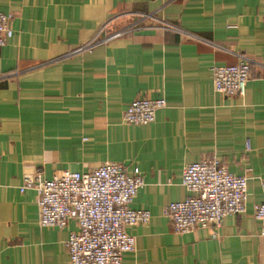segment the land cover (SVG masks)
I'll list each match as a JSON object with an SVG mask.
<instances>
[{
  "label": "crops",
  "instance_id": "1",
  "mask_svg": "<svg viewBox=\"0 0 264 264\" xmlns=\"http://www.w3.org/2000/svg\"><path fill=\"white\" fill-rule=\"evenodd\" d=\"M13 36L0 46V264H70L77 230L41 227L25 176L138 168L144 185L122 264H264L253 205L264 182V0H0ZM250 70L242 95L214 91L212 68ZM166 100L153 122L122 120L138 98ZM217 157L248 180L246 211L176 233L165 206L184 199L183 168ZM215 237H212V234Z\"/></svg>",
  "mask_w": 264,
  "mask_h": 264
},
{
  "label": "built area",
  "instance_id": "2",
  "mask_svg": "<svg viewBox=\"0 0 264 264\" xmlns=\"http://www.w3.org/2000/svg\"><path fill=\"white\" fill-rule=\"evenodd\" d=\"M11 19V14L0 12V46L13 36ZM249 70L244 57L237 64L214 66V91L242 95ZM164 107L163 97L138 98L129 103L122 120L147 125ZM249 179L230 173L217 157L187 164L181 185L188 195L168 203L163 215L176 233L211 225L218 228L226 216L246 211ZM143 185L138 168L128 172L122 164L104 162L90 171L65 170L49 179L39 173L25 176L20 191H35L41 227L63 228L70 220L76 222L77 230L70 232L66 242L70 264H122L123 255L135 249V237L126 227L146 224L151 217L148 210L130 206ZM260 186L263 199L253 205V214L260 222L259 234L264 236V182Z\"/></svg>",
  "mask_w": 264,
  "mask_h": 264
}]
</instances>
